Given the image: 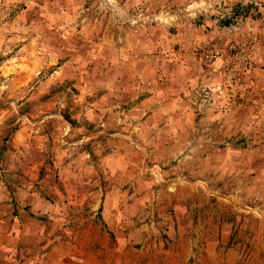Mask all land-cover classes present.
Returning <instances> with one entry per match:
<instances>
[{
  "label": "rangeland",
  "instance_id": "374dc122",
  "mask_svg": "<svg viewBox=\"0 0 264 264\" xmlns=\"http://www.w3.org/2000/svg\"><path fill=\"white\" fill-rule=\"evenodd\" d=\"M263 4L0 0V183L43 264H264Z\"/></svg>",
  "mask_w": 264,
  "mask_h": 264
},
{
  "label": "crops",
  "instance_id": "0c3cea01",
  "mask_svg": "<svg viewBox=\"0 0 264 264\" xmlns=\"http://www.w3.org/2000/svg\"><path fill=\"white\" fill-rule=\"evenodd\" d=\"M258 11L261 17L257 35L259 36L258 42L260 43L264 36V4ZM257 50L261 61L262 48L258 45ZM13 211L14 203L9 197L8 190L0 183V264H43L41 262L42 256L39 259L37 255L47 246L44 245L41 249H36V251L34 248H31L33 245L29 244L30 240H33V237H35L34 233L38 231L36 230L37 223H24L11 213ZM33 251H35V254L30 255ZM50 254L52 252H49Z\"/></svg>",
  "mask_w": 264,
  "mask_h": 264
}]
</instances>
